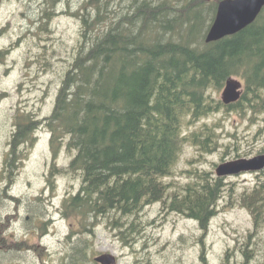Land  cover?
<instances>
[{
  "label": "trees",
  "instance_id": "trees-1",
  "mask_svg": "<svg viewBox=\"0 0 264 264\" xmlns=\"http://www.w3.org/2000/svg\"><path fill=\"white\" fill-rule=\"evenodd\" d=\"M66 1H43L44 25ZM219 1L85 4L81 44L53 111L36 123L51 133L54 157L64 143L74 152L67 171L81 175V186L66 198L64 214L78 221L76 233L90 234L102 216L113 217L112 225L123 227V235L140 233L138 217L158 201L196 221L204 234L208 231L218 213L223 178L193 172V180L177 190L167 180L188 141L205 151L214 146L210 127L186 136L185 126L222 108L264 112V9L245 29L207 42ZM231 78L243 88L240 99L227 105L213 91L224 89ZM16 118L20 128L35 125L30 113ZM241 205L253 215L256 229L264 225V170L254 188L244 192ZM130 215L137 218L129 226L120 223ZM68 240L69 264H85L86 247L93 243ZM246 247L244 264L251 258ZM201 260L206 264L204 251Z\"/></svg>",
  "mask_w": 264,
  "mask_h": 264
},
{
  "label": "rangeland",
  "instance_id": "rangeland-1",
  "mask_svg": "<svg viewBox=\"0 0 264 264\" xmlns=\"http://www.w3.org/2000/svg\"><path fill=\"white\" fill-rule=\"evenodd\" d=\"M43 1L0 0V93L5 92L0 95V157L16 126V114L32 112L40 120L51 114L62 78L83 39L81 13L88 0H67L48 25L41 17ZM222 92L223 88L213 95L221 99ZM207 127L212 129L214 146L205 151L188 141L174 174L167 178L171 189H181L193 180V172L216 176V167L224 161L264 153V112L222 108L190 121L186 136ZM38 133L40 139L17 181H11L12 197L0 205V223L5 225L2 229L0 224V232L7 238L0 243V264H69L72 242L68 239L76 238L93 243L86 247L85 264H99L95 257L101 253L115 255L118 264H203V251L206 264H244L246 246L251 250L247 264H264V225L256 229L253 215L241 205L244 192L254 188L259 173L223 178L218 213L205 234L196 221L167 210L159 201L138 217L140 233L123 235L124 228L113 226L114 218L108 216L99 218L90 234L76 233L78 221L64 214L66 198L81 186V175L67 171L74 152L64 143L54 157L51 133L43 125ZM48 179L50 189H46ZM135 218L124 216L120 223L129 226Z\"/></svg>",
  "mask_w": 264,
  "mask_h": 264
},
{
  "label": "water",
  "instance_id": "water-1",
  "mask_svg": "<svg viewBox=\"0 0 264 264\" xmlns=\"http://www.w3.org/2000/svg\"><path fill=\"white\" fill-rule=\"evenodd\" d=\"M263 9L264 0H220L216 17L206 35V41H217L245 29L258 18ZM241 93L242 83L231 78L224 87L222 99L226 103L238 101ZM262 170H264V153L224 161L216 167L215 174L224 178L243 172ZM95 261L99 264H118L117 257L111 253H101L95 257Z\"/></svg>",
  "mask_w": 264,
  "mask_h": 264
},
{
  "label": "flooded vegetation",
  "instance_id": "flooded-vegetation-1",
  "mask_svg": "<svg viewBox=\"0 0 264 264\" xmlns=\"http://www.w3.org/2000/svg\"><path fill=\"white\" fill-rule=\"evenodd\" d=\"M4 94L5 92L0 93V95ZM224 103L230 105V102ZM30 114L31 117H33L35 125L29 128H20L16 125L10 132V135H8L5 142L4 151L0 157V205L5 198L12 197L11 181H14V183L17 181L18 176L21 172V166L27 161L26 158L31 155L33 147H35L38 140L40 139V136L38 135L40 126L36 125V123L40 119L36 117L35 113L30 112ZM5 180L8 183L3 185ZM47 183L48 186L46 187V189H50L51 184L49 179ZM40 197L43 198V195L41 194ZM1 220L2 219L0 217V221ZM46 223L48 224V221ZM0 224H2V229H4V223ZM6 241L7 238L5 234H3V232H0V243H4Z\"/></svg>",
  "mask_w": 264,
  "mask_h": 264
}]
</instances>
